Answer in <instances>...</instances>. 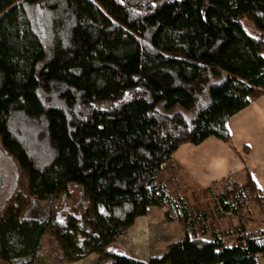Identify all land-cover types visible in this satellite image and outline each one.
<instances>
[{
	"label": "trees",
	"instance_id": "1",
	"mask_svg": "<svg viewBox=\"0 0 264 264\" xmlns=\"http://www.w3.org/2000/svg\"><path fill=\"white\" fill-rule=\"evenodd\" d=\"M261 95L264 0H0V153L18 171L0 183V260L33 264L48 235L69 262L259 264L246 171L211 185L236 227L147 263L110 249L150 207L193 227L157 175L180 144L228 143L225 121ZM69 185L82 212L52 203Z\"/></svg>",
	"mask_w": 264,
	"mask_h": 264
},
{
	"label": "rangeland",
	"instance_id": "2",
	"mask_svg": "<svg viewBox=\"0 0 264 264\" xmlns=\"http://www.w3.org/2000/svg\"><path fill=\"white\" fill-rule=\"evenodd\" d=\"M14 166V162L6 160L0 153V183L9 184L8 180L11 179L12 173L18 172ZM170 166L171 164L166 165L164 171L158 176V182L167 184V193L171 198L183 200L185 206L192 212L193 227L185 229L183 224L175 218L170 207H153L144 217L136 219L123 235L116 238L111 251L147 263L153 258L162 256L169 244L181 240L185 234L205 239L209 238L213 232H225L239 224V216L216 209L218 204L216 192L220 189L218 190L216 186L201 188L190 183L185 175L182 174L184 179L175 170H171ZM174 178L177 180L172 183L171 179ZM83 196L78 186L69 185L64 194H60L52 203L55 207L65 206L73 213L82 212L83 206L79 203L86 202ZM44 204L45 202H41V205ZM74 206H76L75 210ZM248 209V207L245 209L242 219L245 222L246 217H250L249 222H246L247 232L251 236L257 234L264 238V199L261 206H255L250 211ZM224 240L227 241L229 238ZM60 253L54 240L45 235L42 237V246L33 264H104L105 261L102 259L104 252L90 254L76 262L63 260ZM0 264L6 263L0 260ZM259 264H264V257Z\"/></svg>",
	"mask_w": 264,
	"mask_h": 264
},
{
	"label": "crops",
	"instance_id": "3",
	"mask_svg": "<svg viewBox=\"0 0 264 264\" xmlns=\"http://www.w3.org/2000/svg\"><path fill=\"white\" fill-rule=\"evenodd\" d=\"M225 128L229 133L228 143L211 136L198 145L180 144L156 181L167 164H171V170L185 175L188 182L201 188H208L228 176L241 177L246 171L264 198V95L228 118ZM176 180L171 179V182ZM161 183L167 190V184Z\"/></svg>",
	"mask_w": 264,
	"mask_h": 264
},
{
	"label": "built area",
	"instance_id": "4",
	"mask_svg": "<svg viewBox=\"0 0 264 264\" xmlns=\"http://www.w3.org/2000/svg\"><path fill=\"white\" fill-rule=\"evenodd\" d=\"M227 244H230L229 241L227 242Z\"/></svg>",
	"mask_w": 264,
	"mask_h": 264
}]
</instances>
